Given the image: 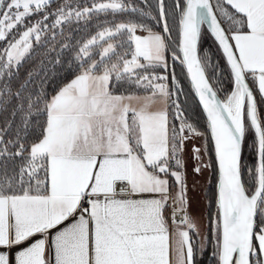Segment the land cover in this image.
I'll return each instance as SVG.
<instances>
[{
    "label": "snow or ice",
    "instance_id": "obj_1",
    "mask_svg": "<svg viewBox=\"0 0 264 264\" xmlns=\"http://www.w3.org/2000/svg\"><path fill=\"white\" fill-rule=\"evenodd\" d=\"M0 264H264V0H0Z\"/></svg>",
    "mask_w": 264,
    "mask_h": 264
},
{
    "label": "trees",
    "instance_id": "obj_2",
    "mask_svg": "<svg viewBox=\"0 0 264 264\" xmlns=\"http://www.w3.org/2000/svg\"><path fill=\"white\" fill-rule=\"evenodd\" d=\"M173 39H175V36H173ZM205 45H206V48L210 51V54L213 56V59L218 60L221 67H225L224 60L222 59V56L217 49L216 43L214 42L213 38L206 32L202 36V39L200 42V49L202 50L203 49L202 47H205ZM175 67H176L177 76L180 79L184 87V91H185L184 98H185L187 105L189 106V115L192 118V120H194L195 122H198V127L200 128L201 131H206V119L190 88L189 82L186 77L185 70L178 63H176ZM29 70H31L30 66H29ZM225 75H227V72H225ZM209 140H210V137H209ZM250 142L251 141H249V143ZM211 156L214 162V152L211 153ZM215 177H216V173L214 169H211L210 180H209V184L207 188V195H208V202H209V210L207 214L208 217H209L210 212L215 211V202H214ZM210 200H211V204H210Z\"/></svg>",
    "mask_w": 264,
    "mask_h": 264
},
{
    "label": "rangeland",
    "instance_id": "obj_3",
    "mask_svg": "<svg viewBox=\"0 0 264 264\" xmlns=\"http://www.w3.org/2000/svg\"><path fill=\"white\" fill-rule=\"evenodd\" d=\"M173 36L176 37V28L173 26ZM202 52L210 51L205 47H202ZM185 96V95H184ZM184 96L181 97L185 100ZM194 121V120H193ZM195 122V121H194ZM196 143H202V141H196ZM207 162V157L206 161ZM211 169L205 170L201 175H194L191 171V161H189V172H188V186H189V198L191 200V215L196 219L201 235H205L208 226V210L209 202L207 195V188L210 180ZM216 179V177H215Z\"/></svg>",
    "mask_w": 264,
    "mask_h": 264
},
{
    "label": "water",
    "instance_id": "obj_4",
    "mask_svg": "<svg viewBox=\"0 0 264 264\" xmlns=\"http://www.w3.org/2000/svg\"><path fill=\"white\" fill-rule=\"evenodd\" d=\"M188 80V79H187ZM189 82V81H188ZM189 85H190V83H189ZM190 88H191V85H190ZM191 90H192V88H191ZM192 92H193V90H192ZM193 94H194V92H193ZM194 97H195V94H194ZM195 99H196V97H195ZM196 101H197V99H196ZM197 103H198V101H197ZM199 105V104H198ZM200 107V106H199ZM200 109H201V107H200ZM202 110V109H201ZM204 115V114H203ZM205 117V116H204ZM216 180H217V177H216V179H215V192H216Z\"/></svg>",
    "mask_w": 264,
    "mask_h": 264
}]
</instances>
